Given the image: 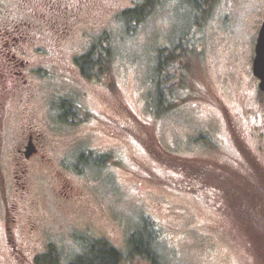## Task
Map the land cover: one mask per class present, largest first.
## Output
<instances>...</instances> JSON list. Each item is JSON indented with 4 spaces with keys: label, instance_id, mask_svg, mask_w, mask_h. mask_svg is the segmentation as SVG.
Masks as SVG:
<instances>
[{
    "label": "rangeland",
    "instance_id": "374dc122",
    "mask_svg": "<svg viewBox=\"0 0 264 264\" xmlns=\"http://www.w3.org/2000/svg\"><path fill=\"white\" fill-rule=\"evenodd\" d=\"M95 1L99 10L62 47L67 69L53 68L33 98L54 171L32 160L29 199L37 202L35 216L46 234L35 243L37 234L21 230L26 250L52 248L59 264H69L101 240L121 254L120 264H151L133 256L129 242L146 223L160 264H263L256 243L264 231V203L255 200L264 201V182L252 175L260 196L254 200V191H245V200L233 170L247 149L264 177V151L251 134L260 113L264 119L252 74L264 0H200L199 8L186 0H154L134 25L121 15L143 0ZM94 44L110 54L100 72L86 78L72 60ZM159 49L177 56L162 109L154 81ZM62 102L74 106V121L59 119ZM247 108L257 123L242 116ZM22 114L13 112L0 124V182L9 200L13 178L21 174L14 175L7 151L19 139ZM110 121L132 134H120ZM229 121L241 125V143ZM197 180L205 188H197ZM66 181L75 199L63 195ZM218 190L224 208L215 203ZM28 214L20 223L25 230ZM0 264H15L3 246L1 222Z\"/></svg>",
    "mask_w": 264,
    "mask_h": 264
},
{
    "label": "flooded vegetation",
    "instance_id": "af4514ba",
    "mask_svg": "<svg viewBox=\"0 0 264 264\" xmlns=\"http://www.w3.org/2000/svg\"><path fill=\"white\" fill-rule=\"evenodd\" d=\"M98 10L99 4L95 0H0V124H3L6 117H10L13 112L22 111V115L26 118L19 139H13L10 143L13 146L7 151V159L12 164L14 175L21 174L13 178L14 191L10 200L0 182V222L3 246L15 264H38V257L46 253H38L36 245H31L26 250L27 243L24 242L26 238L19 233L24 230L29 236L35 237L37 234L35 243L38 242L39 236L45 233L44 229L40 231L41 220L35 216L37 202L35 199H29L28 175L33 167L32 160L38 159L39 165L46 172L54 171L50 156L44 152L47 143L43 141V134L37 125L38 117L33 106V98L37 92L44 89L43 82L51 78L53 68L56 67L65 72L69 62L65 60L62 47L82 30L83 24L90 22L92 13ZM260 14L262 15L257 26V36L264 19V6L260 8ZM72 61L80 72L75 60ZM258 95L259 97L256 96L259 103L264 105V94L259 91ZM258 110L264 112V107L261 106ZM242 112L244 118L252 119L257 123L249 108L245 109V112L243 109ZM259 116L261 118L259 125L253 126L255 129H251V134L257 140L258 150L264 151V119L261 113ZM67 121L74 120L68 116ZM110 124L116 129L119 128L117 130L120 134H132L129 126H120L115 122ZM228 125L231 136H238L241 143L242 139L239 137L243 131L241 125L237 126L235 121L232 123L229 121ZM228 137L231 140V137ZM233 141H231L232 147H237L238 141L235 137ZM29 147L33 149L30 155L27 154ZM248 151L240 150L242 158L239 160L240 166L235 167L236 172L232 170L243 183L241 191L245 200L247 195L244 192L250 190L254 193L249 196L252 195L255 200L260 196L259 187H255V184L250 182V177L257 176L263 182L264 177L259 173L261 166H257L256 156L253 153L248 154ZM195 185L199 188L201 183L197 180ZM62 192L67 200L78 196L69 182L65 187L63 186ZM213 197L217 206L225 207L224 202L220 200L224 197L220 190L216 191ZM255 201L264 203L261 199ZM26 213H29L27 230L20 225Z\"/></svg>",
    "mask_w": 264,
    "mask_h": 264
},
{
    "label": "trees",
    "instance_id": "16d2710c",
    "mask_svg": "<svg viewBox=\"0 0 264 264\" xmlns=\"http://www.w3.org/2000/svg\"><path fill=\"white\" fill-rule=\"evenodd\" d=\"M154 0H143L140 6L135 9L127 10L122 13V17L126 18V22L133 24L140 21L151 7V3ZM194 4L195 7L199 8L200 0H186ZM206 1V0H205ZM132 15V16H131ZM167 51L159 49L156 56V66L154 69L155 83H156V102L160 109L164 106L165 93L170 91V84L174 81V72L177 73V56L170 53L167 57ZM109 52L106 47L102 46L101 49L94 44V46L86 53L78 56L75 59L76 64L80 68L81 74L86 78H91L100 72L101 68L105 65ZM167 103V102H166ZM73 108L71 103H61L59 110L61 114L59 119L66 122V117L73 115ZM264 230V229H263ZM151 226L146 223L143 224L142 228L137 229L131 234L129 242L131 245L132 254L135 257H140L144 260L149 261L151 264H160L159 255L154 245V235ZM257 251L258 257L261 263L264 264V231L263 234L257 236ZM257 254V253H255ZM55 256L54 249L50 248L48 253L41 254L38 257V264H59ZM123 261L121 254L112 248H109L103 241L99 240L93 244L87 246V250L75 257L69 264H120Z\"/></svg>",
    "mask_w": 264,
    "mask_h": 264
},
{
    "label": "water",
    "instance_id": "95a60500",
    "mask_svg": "<svg viewBox=\"0 0 264 264\" xmlns=\"http://www.w3.org/2000/svg\"><path fill=\"white\" fill-rule=\"evenodd\" d=\"M252 74L258 80V89L264 94V19L258 32L252 60ZM33 153L32 148L27 149V154Z\"/></svg>",
    "mask_w": 264,
    "mask_h": 264
}]
</instances>
